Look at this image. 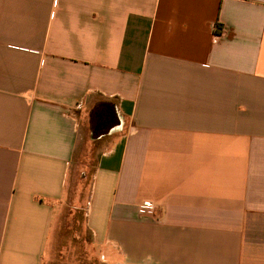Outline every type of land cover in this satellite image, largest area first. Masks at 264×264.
Masks as SVG:
<instances>
[{"label":"crops","instance_id":"crops-1","mask_svg":"<svg viewBox=\"0 0 264 264\" xmlns=\"http://www.w3.org/2000/svg\"><path fill=\"white\" fill-rule=\"evenodd\" d=\"M90 147L95 264H264V6L0 0V264L76 263Z\"/></svg>","mask_w":264,"mask_h":264},{"label":"rangeland","instance_id":"rangeland-1","mask_svg":"<svg viewBox=\"0 0 264 264\" xmlns=\"http://www.w3.org/2000/svg\"><path fill=\"white\" fill-rule=\"evenodd\" d=\"M104 114H109V111L101 110ZM102 114V115H104ZM104 118V117H103ZM100 123L98 118L95 121ZM116 120L113 121L115 123ZM101 134V133H100ZM97 134H93L92 138H96ZM85 150L82 152L80 164L77 167V174L74 183V189L71 193V200L65 206L64 214L61 223L56 232L58 249L61 251L67 250L76 260L73 264H95L101 263L100 254L91 249L90 236L85 228V202L89 193L90 176L94 167L95 149ZM77 200L76 202H74ZM91 255L94 260H91Z\"/></svg>","mask_w":264,"mask_h":264},{"label":"built area","instance_id":"built-area-1","mask_svg":"<svg viewBox=\"0 0 264 264\" xmlns=\"http://www.w3.org/2000/svg\"><path fill=\"white\" fill-rule=\"evenodd\" d=\"M253 1L254 2H257V3H259V4H261V5L264 6V0H253ZM216 30H218V28ZM141 208L143 210L151 211V210H153V205L150 204V203H143V205L141 206Z\"/></svg>","mask_w":264,"mask_h":264},{"label":"flooded vegetation","instance_id":"flooded-vegetation-1","mask_svg":"<svg viewBox=\"0 0 264 264\" xmlns=\"http://www.w3.org/2000/svg\"><path fill=\"white\" fill-rule=\"evenodd\" d=\"M98 114V113H97ZM103 114V112H101V115ZM109 117H107V120L109 123H111L112 121H114L113 118H111L110 114H108ZM98 129V128H97Z\"/></svg>","mask_w":264,"mask_h":264}]
</instances>
